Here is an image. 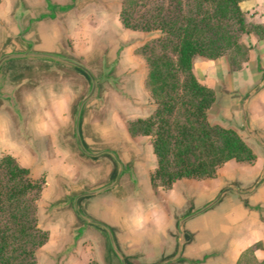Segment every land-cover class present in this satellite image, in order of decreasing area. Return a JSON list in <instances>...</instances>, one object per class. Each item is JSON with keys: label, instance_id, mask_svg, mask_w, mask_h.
Here are the masks:
<instances>
[{"label": "crops", "instance_id": "obj_1", "mask_svg": "<svg viewBox=\"0 0 264 264\" xmlns=\"http://www.w3.org/2000/svg\"><path fill=\"white\" fill-rule=\"evenodd\" d=\"M25 1L33 2L27 3L22 24L13 27L18 33L23 28L20 41H13L8 15L0 16V54L11 52V42L19 51L25 43L29 50L39 54H62L67 35L60 28L58 13L76 9V0ZM3 6L1 0L0 8ZM240 8L248 21L259 28V33L243 36L250 48L246 64L240 70L230 71L228 66L219 67L213 61H195L193 71L201 84L214 90L216 103L222 95L236 93L237 88L243 93L242 89L255 87L248 91L245 113L239 108L225 113L223 110L221 116L227 121L215 122L235 130L255 159L251 163L229 160L211 178L180 179L169 189L153 187L150 176L157 161L150 137H131L127 128L125 133L106 131L92 123L86 109L77 111L72 104L81 100L82 92L75 94L68 89L56 94L55 100L46 97L51 104L40 109L43 114L37 116L31 110L22 122L0 98V159L11 155L31 172L35 171L33 165L42 168L46 190L49 182L53 186L52 168L67 179L71 192L66 198L74 196L78 213L90 220L84 225L92 233L89 245H96L94 236L106 240L103 252H94L93 260L99 264H236L249 248H253L256 260H264V0L244 1ZM33 12H39V16L34 18ZM118 24L122 32L137 34L125 29L119 16ZM33 36L34 43L29 41ZM74 69L82 75L83 85L91 81L80 69ZM18 76L9 80L12 87L22 86ZM145 76L144 67L140 81L143 89ZM20 94L22 104L33 98L23 91ZM153 108V104L143 107L144 114L137 118L148 117ZM23 132L28 133L29 139L23 138ZM121 145L126 147L122 150ZM90 150L97 151L93 157L89 156ZM116 150V160L109 159L110 165H104L100 181L78 164L84 157L107 160L109 151ZM68 159L71 162H66ZM80 188L85 191L79 193ZM102 191L105 192L98 194Z\"/></svg>", "mask_w": 264, "mask_h": 264}, {"label": "trees", "instance_id": "obj_2", "mask_svg": "<svg viewBox=\"0 0 264 264\" xmlns=\"http://www.w3.org/2000/svg\"><path fill=\"white\" fill-rule=\"evenodd\" d=\"M244 1L248 0L121 2L119 21L125 29L160 32L138 50L147 65L145 88L155 109L127 125L131 137L151 139L157 161L150 176L153 187L169 189L180 179L211 178L229 160L255 159L235 130L208 122L216 94L193 73L198 57L216 61L229 54L234 70L246 64L250 49L240 37L259 33V28L241 10ZM44 185V179H33L11 155L0 159V264H36V253L48 240L37 219ZM245 252L264 264L254 258L253 248Z\"/></svg>", "mask_w": 264, "mask_h": 264}, {"label": "rangeland", "instance_id": "obj_3", "mask_svg": "<svg viewBox=\"0 0 264 264\" xmlns=\"http://www.w3.org/2000/svg\"><path fill=\"white\" fill-rule=\"evenodd\" d=\"M2 1L4 8H0V16L8 15L9 25L12 26L13 30L10 34L15 37L13 41L18 42L23 39L22 33L24 31L22 28L18 33V30L13 27L14 25L17 26L18 23L22 24L21 16L26 13L25 8L30 1L27 3L25 0ZM121 2L122 0H76V6L74 5L76 9L67 13L59 12L60 28L66 32L67 38L64 39L65 50L58 56L39 54L29 50L25 43H23L24 49L22 48V51L15 49L13 42L9 44L11 52L0 54V60L5 55H9V59L0 70V98L12 115L17 116L22 122L24 117L31 114V110H34L37 116L40 113L43 114L44 110L41 111L40 109L51 104V102L46 101V97L55 100L56 94L61 95L68 89L69 91L70 89L73 90L75 94L81 92L83 94L81 100L72 103L75 110L86 109L88 115L91 116L92 123L108 129L106 131L118 132L121 130L122 133H125L124 128H127L128 123L138 119L137 116L144 114L143 107L153 104L152 112L154 111L155 103L145 88L147 65L138 54V50L148 41L159 37L160 32L136 31L137 34L122 32L123 30L118 24ZM37 16H39V12H33V17ZM5 24L7 23L5 22ZM31 28L32 26H29V30ZM29 41L34 43L36 37L33 36ZM240 41L246 48L250 49L243 40V36L240 37ZM126 48H128L127 51H125ZM25 51L27 52L25 53ZM133 56L138 57V59H134ZM195 61L210 60L198 57ZM213 62L219 67L228 66L230 71H235L229 54H225ZM9 65H11L10 68H8ZM75 65H79L87 71L91 77L90 82L85 85L82 84L84 82L82 75L75 72ZM27 66L31 68H27ZM44 66L47 67L44 68ZM144 67L146 68L144 89L148 94L144 93L140 84ZM15 75H19L18 77L22 79L23 82L20 83L22 86L12 87L10 84L9 80H13ZM252 88L242 89L243 93H240L241 91H238L237 88L236 93L221 94L223 97H219L218 103L215 102L207 111L208 122L211 125H217L215 124L216 121L226 122L227 120L221 116L223 110L225 113L228 109L239 108L245 113L244 107L249 96L248 91L253 90ZM22 91L26 95H32V100L23 101L22 104V99H20ZM59 100L58 107L60 108V97ZM34 103H38V106L35 104L34 109H31V105ZM21 135L24 139H29L28 133L23 132ZM124 146L121 145L122 150ZM72 150H74L73 152L76 151L74 148ZM95 150L88 151L89 156L93 157L97 152ZM50 152L53 154V151ZM117 152L119 150L116 152L109 151L106 156L107 160L101 157L97 161L86 158L87 161L84 157L78 161V164H81L96 181H100L104 167L110 165L109 159L116 160L115 153ZM71 157L74 159L73 156ZM66 162H71V160L68 159ZM27 169H29L33 179H45L46 175L42 172V168L39 169L33 165L35 171L31 172L30 168ZM53 169L51 175L53 186L49 182L46 190L47 185L45 184L37 202L38 226L48 233V240L37 251L36 264H89L91 262L99 264L93 260L94 252H103V243L106 240L92 235L96 240V245H89L88 239L92 233L90 228L84 225L90 223V220L86 219L82 213H80L82 215L78 213L80 209L74 203V196L66 198L67 193L71 192L70 184L66 178L59 176L60 173H56ZM44 191L45 194H43ZM84 191V188H80L79 193ZM92 192H99V190ZM103 192L105 191L98 194ZM82 226L83 230H78ZM80 259L81 261L77 262ZM238 260L239 264H257L250 252L243 253Z\"/></svg>", "mask_w": 264, "mask_h": 264}, {"label": "water", "instance_id": "obj_4", "mask_svg": "<svg viewBox=\"0 0 264 264\" xmlns=\"http://www.w3.org/2000/svg\"><path fill=\"white\" fill-rule=\"evenodd\" d=\"M9 59V55H5L1 60H0V70L2 68V65ZM76 68L80 69L82 72H84L85 75H87L90 79L91 77L88 75L87 71L82 68L81 66L79 65H75ZM246 116V115H245Z\"/></svg>", "mask_w": 264, "mask_h": 264}]
</instances>
